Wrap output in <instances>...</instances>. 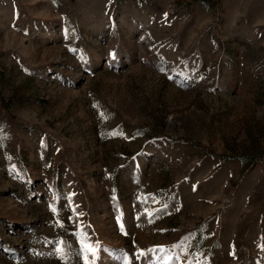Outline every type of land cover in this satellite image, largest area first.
Segmentation results:
<instances>
[{"label":"rangeland","instance_id":"1","mask_svg":"<svg viewBox=\"0 0 264 264\" xmlns=\"http://www.w3.org/2000/svg\"><path fill=\"white\" fill-rule=\"evenodd\" d=\"M81 241L264 264V0H0V264Z\"/></svg>","mask_w":264,"mask_h":264},{"label":"snow or ice","instance_id":"2","mask_svg":"<svg viewBox=\"0 0 264 264\" xmlns=\"http://www.w3.org/2000/svg\"><path fill=\"white\" fill-rule=\"evenodd\" d=\"M53 211H55V209H53ZM81 246H82V252L84 253L85 264H92V261L89 260V254H91L92 257H95L97 255L98 249L96 247H94L93 245H91L90 243H85L84 241H81ZM161 250L163 251V249H161ZM57 251L62 252L63 249L58 246ZM170 259H171V257L165 256L164 257L165 264H167V262ZM124 264H130L127 256L124 259Z\"/></svg>","mask_w":264,"mask_h":264}]
</instances>
